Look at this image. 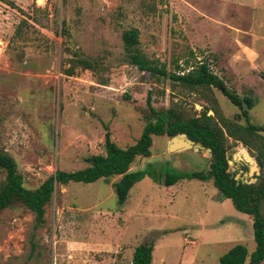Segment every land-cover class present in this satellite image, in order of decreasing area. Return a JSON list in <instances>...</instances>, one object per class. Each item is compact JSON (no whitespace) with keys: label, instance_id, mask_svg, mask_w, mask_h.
<instances>
[{"label":"rangeland","instance_id":"374dc122","mask_svg":"<svg viewBox=\"0 0 264 264\" xmlns=\"http://www.w3.org/2000/svg\"><path fill=\"white\" fill-rule=\"evenodd\" d=\"M129 29L139 32V51L167 74L204 64L222 85L189 90L141 72L125 60L122 33ZM78 58L103 70L76 67L67 76ZM226 90L251 97L249 123L264 126V0H0V148L27 189L56 170L86 168L88 157L103 153L106 132L121 148L136 144L148 95L155 109H178L188 119L204 109L214 116L211 93L224 118L246 125ZM169 139L152 136L150 157L137 158L131 170L158 171L162 180L169 170L208 171L205 148L171 153ZM258 143L249 149L228 139V171L238 180L255 183L261 175ZM242 148L259 175L232 160ZM118 180L57 185L35 230L21 205L2 211L0 264H131L145 242H153V264H219L237 244L255 250L253 218L222 199L212 180L166 187L145 176L122 206Z\"/></svg>","mask_w":264,"mask_h":264},{"label":"trees","instance_id":"16d2710c","mask_svg":"<svg viewBox=\"0 0 264 264\" xmlns=\"http://www.w3.org/2000/svg\"><path fill=\"white\" fill-rule=\"evenodd\" d=\"M62 34L65 36V22H62ZM139 32L129 29L122 33L125 60L128 64L136 66L141 72H147L153 77L170 78L189 90H207L222 85V82L209 73L206 65L201 64L195 69L182 75H169L164 68H158L147 59L138 49ZM69 68L64 72L67 76L74 74L76 67L83 70H103L89 59H71ZM102 85L106 81H101ZM230 102L241 110V116L247 124L241 125L233 120L224 118L215 105L213 96L208 95V102L213 104L214 116L207 115L209 109H204L199 116L185 118L181 111L174 108L157 110L151 105L150 95L147 96L146 106L148 116L146 125L136 144L127 148L119 147L106 132L103 153L95 154L86 159L88 166L84 169L66 172L56 170L54 174L44 180L36 189H27L23 178L18 173L14 160L0 148V171L4 174L0 181V213L5 209L13 208L19 204L33 217V229H38L45 223V208L51 204L57 185H67L70 182L85 184L96 182L100 179L108 181L119 177L113 187L117 202L122 206L127 200L130 189L145 176L151 177L155 182L166 187L172 186L181 180H198L205 182L212 180L213 186L218 190L222 199H228L234 208L253 218V239L255 250L251 253L241 244L235 245L219 258V264H264V153L259 150L257 161L262 169L257 182L246 184L243 180H235V175L228 171L227 150L228 139L240 142L252 149V142L261 140L264 149V126L249 123V110L255 101L251 97L240 98L238 95L224 92ZM216 115V117H215ZM186 134L195 143L209 149L211 158L207 172H178L169 170L164 173L149 169L131 170V165L137 158H148L151 155L152 136L166 135L169 138L177 134ZM153 242H145L134 249L131 264H152Z\"/></svg>","mask_w":264,"mask_h":264},{"label":"water","instance_id":"95a60500","mask_svg":"<svg viewBox=\"0 0 264 264\" xmlns=\"http://www.w3.org/2000/svg\"><path fill=\"white\" fill-rule=\"evenodd\" d=\"M188 149H193L195 151L199 150V149H204L199 143H195L192 140H190L186 134L182 133V134H177L176 136L170 138L168 140L167 143V151L171 152V153H175V152H181L184 150H188ZM206 151L208 152L209 156H211L210 154V150L206 149ZM232 160H236V161H243L246 164H248L250 166V170H249V175L252 173L253 170L256 171V174L259 175L258 173V169H259V165L256 162V160H254L249 152L242 148L241 153H237L234 154L232 156ZM233 163L232 161H228V164ZM245 177H247V175H245ZM235 180H238L237 177H234ZM244 183L246 184H251V182L249 181H244Z\"/></svg>","mask_w":264,"mask_h":264},{"label":"crops","instance_id":"0c3cea01","mask_svg":"<svg viewBox=\"0 0 264 264\" xmlns=\"http://www.w3.org/2000/svg\"><path fill=\"white\" fill-rule=\"evenodd\" d=\"M154 250H155V249H154ZM154 250H153V251H154ZM132 256H133V253H132L131 257H132ZM152 264H153V252H152Z\"/></svg>","mask_w":264,"mask_h":264}]
</instances>
